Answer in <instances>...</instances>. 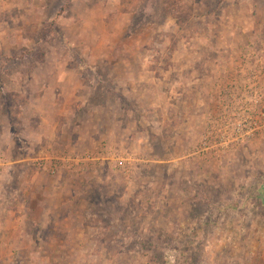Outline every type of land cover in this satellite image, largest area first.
<instances>
[{"label":"rangeland","instance_id":"374dc122","mask_svg":"<svg viewBox=\"0 0 264 264\" xmlns=\"http://www.w3.org/2000/svg\"><path fill=\"white\" fill-rule=\"evenodd\" d=\"M252 80L264 0H0V264H264Z\"/></svg>","mask_w":264,"mask_h":264},{"label":"built area","instance_id":"2783aa9c","mask_svg":"<svg viewBox=\"0 0 264 264\" xmlns=\"http://www.w3.org/2000/svg\"><path fill=\"white\" fill-rule=\"evenodd\" d=\"M260 74L262 73L259 72ZM261 82L263 83V81ZM261 82L258 83V80H252L250 86L245 88L241 99L236 95L232 96V99L240 100V104L237 102L232 107L229 105L224 107L221 112L223 114H221L223 118L220 120L221 125H218L217 119L214 120L213 130L215 132L212 133H217V138L222 146L229 148L230 146L245 144L264 133V88L260 86ZM233 106H235V109L239 108L236 113H234ZM222 108L223 106L219 107L220 110Z\"/></svg>","mask_w":264,"mask_h":264}]
</instances>
